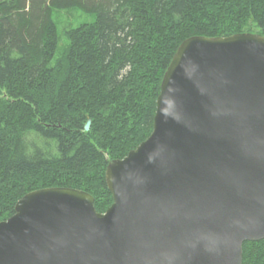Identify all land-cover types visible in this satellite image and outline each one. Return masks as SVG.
I'll use <instances>...</instances> for the list:
<instances>
[{"label":"water","instance_id":"1","mask_svg":"<svg viewBox=\"0 0 264 264\" xmlns=\"http://www.w3.org/2000/svg\"><path fill=\"white\" fill-rule=\"evenodd\" d=\"M105 177V212L78 188L26 193L0 221V264H242L264 239V35L185 39L151 134Z\"/></svg>","mask_w":264,"mask_h":264},{"label":"trees","instance_id":"2","mask_svg":"<svg viewBox=\"0 0 264 264\" xmlns=\"http://www.w3.org/2000/svg\"><path fill=\"white\" fill-rule=\"evenodd\" d=\"M74 8L93 20L57 57L53 11ZM250 25L264 35V0H0V221L47 187L82 189L105 212L107 165L151 134L179 45ZM242 264H264V239L243 244Z\"/></svg>","mask_w":264,"mask_h":264},{"label":"rangeland","instance_id":"3","mask_svg":"<svg viewBox=\"0 0 264 264\" xmlns=\"http://www.w3.org/2000/svg\"><path fill=\"white\" fill-rule=\"evenodd\" d=\"M54 19L57 23L60 46L57 57L61 54L67 44V31L73 27L80 25L83 22H90L93 20L92 14L86 13L82 8H74L69 10H54ZM245 31L251 33H258L259 31L255 25L246 27Z\"/></svg>","mask_w":264,"mask_h":264}]
</instances>
